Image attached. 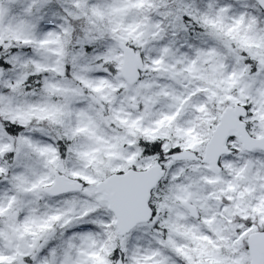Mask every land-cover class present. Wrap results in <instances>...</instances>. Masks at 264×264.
<instances>
[{"label":"snow or ice","instance_id":"obj_1","mask_svg":"<svg viewBox=\"0 0 264 264\" xmlns=\"http://www.w3.org/2000/svg\"><path fill=\"white\" fill-rule=\"evenodd\" d=\"M0 264H264V0H0Z\"/></svg>","mask_w":264,"mask_h":264}]
</instances>
